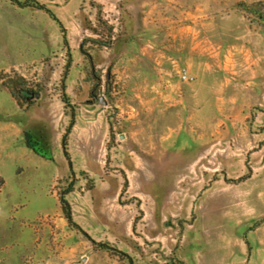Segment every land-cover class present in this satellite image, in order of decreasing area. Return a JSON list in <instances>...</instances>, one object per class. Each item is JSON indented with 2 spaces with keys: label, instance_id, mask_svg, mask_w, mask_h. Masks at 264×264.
I'll return each instance as SVG.
<instances>
[{
  "label": "rangeland",
  "instance_id": "1",
  "mask_svg": "<svg viewBox=\"0 0 264 264\" xmlns=\"http://www.w3.org/2000/svg\"><path fill=\"white\" fill-rule=\"evenodd\" d=\"M15 1L0 264H264V0Z\"/></svg>",
  "mask_w": 264,
  "mask_h": 264
},
{
  "label": "trees",
  "instance_id": "2",
  "mask_svg": "<svg viewBox=\"0 0 264 264\" xmlns=\"http://www.w3.org/2000/svg\"><path fill=\"white\" fill-rule=\"evenodd\" d=\"M17 5L19 6H23L22 4H20L19 2H16L15 0H13ZM24 7V6H23ZM38 9L39 10H42V11H45L47 14H49V16L51 18H53L54 20H56L53 16V14L48 10L46 9L44 6L42 5H37ZM85 55H88V54H85ZM71 65V60H69L68 62V66L70 67ZM22 93H28V92H22ZM13 95L16 96L15 92H13ZM36 95V94H35ZM75 126V118L74 116L71 117V122H70V125L69 127L67 128L66 130V134L64 135L63 139H62V147H63V151H64V155H65V158H67V160L70 162V159H69V154H68V150H67V147H68V137L73 129V127ZM26 143H27V147L33 151H36V148L30 138V136H27V139H26ZM5 185V181L4 179L1 177L0 175V190L4 187ZM62 203H63V207H64V213H65V216L67 218V220L69 221V223H72V215H71V211L68 207V202L65 200V198L63 197L62 198Z\"/></svg>",
  "mask_w": 264,
  "mask_h": 264
},
{
  "label": "built area",
  "instance_id": "3",
  "mask_svg": "<svg viewBox=\"0 0 264 264\" xmlns=\"http://www.w3.org/2000/svg\"><path fill=\"white\" fill-rule=\"evenodd\" d=\"M181 78H182L185 82H190V81H192V78L188 75V73H182V74H181Z\"/></svg>",
  "mask_w": 264,
  "mask_h": 264
},
{
  "label": "water",
  "instance_id": "4",
  "mask_svg": "<svg viewBox=\"0 0 264 264\" xmlns=\"http://www.w3.org/2000/svg\"><path fill=\"white\" fill-rule=\"evenodd\" d=\"M39 95H37V97H38Z\"/></svg>",
  "mask_w": 264,
  "mask_h": 264
}]
</instances>
